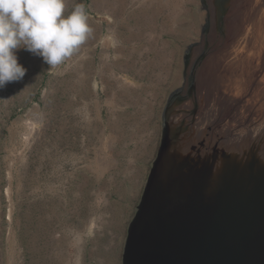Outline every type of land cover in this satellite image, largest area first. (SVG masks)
Returning a JSON list of instances; mask_svg holds the SVG:
<instances>
[{"label":"rangeland","instance_id":"374dc122","mask_svg":"<svg viewBox=\"0 0 264 264\" xmlns=\"http://www.w3.org/2000/svg\"><path fill=\"white\" fill-rule=\"evenodd\" d=\"M64 2L85 5L90 38L56 67L16 50L27 72L0 90V264H121L167 99L204 44L187 141L264 137V0H230L218 31L208 0Z\"/></svg>","mask_w":264,"mask_h":264},{"label":"water","instance_id":"95a60500","mask_svg":"<svg viewBox=\"0 0 264 264\" xmlns=\"http://www.w3.org/2000/svg\"><path fill=\"white\" fill-rule=\"evenodd\" d=\"M193 92L188 79L167 99L161 141L127 226L121 264H264V137L238 138L237 132L222 139L226 149L217 146L220 140L206 146L209 133L203 150L197 137L189 143Z\"/></svg>","mask_w":264,"mask_h":264},{"label":"clouds","instance_id":"9594fccd","mask_svg":"<svg viewBox=\"0 0 264 264\" xmlns=\"http://www.w3.org/2000/svg\"><path fill=\"white\" fill-rule=\"evenodd\" d=\"M64 12V0H0V90L27 72L18 63L16 50L24 48L56 67L90 38L85 5Z\"/></svg>","mask_w":264,"mask_h":264},{"label":"flooded vegetation","instance_id":"af4514ba","mask_svg":"<svg viewBox=\"0 0 264 264\" xmlns=\"http://www.w3.org/2000/svg\"><path fill=\"white\" fill-rule=\"evenodd\" d=\"M202 2H204V0H202ZM230 0H213V7H212V13H213V21H214V28L216 31H218L221 27L222 24V20L223 17L226 13L227 10V6L229 5ZM208 12L207 14V18H206V26L204 29V32H207L208 26H209V17H210V12L208 10H206ZM205 46L206 44L202 45V49H201V54L195 59V62L190 70L188 79H190V84L193 85V81L191 79H193V72H194V68L198 65L199 61L202 59L204 53H205ZM194 47V45L190 46L186 53L184 54V69H185V65L187 66L188 63V59H189V55H190V50ZM184 76H185V72H184Z\"/></svg>","mask_w":264,"mask_h":264}]
</instances>
